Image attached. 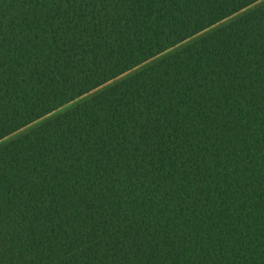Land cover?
Wrapping results in <instances>:
<instances>
[{
    "label": "trees",
    "instance_id": "16d2710c",
    "mask_svg": "<svg viewBox=\"0 0 264 264\" xmlns=\"http://www.w3.org/2000/svg\"><path fill=\"white\" fill-rule=\"evenodd\" d=\"M0 264H264V0H0Z\"/></svg>",
    "mask_w": 264,
    "mask_h": 264
}]
</instances>
